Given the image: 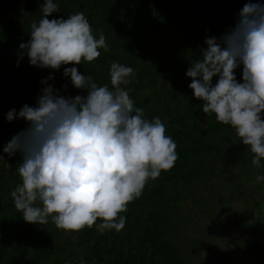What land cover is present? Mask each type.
I'll list each match as a JSON object with an SVG mask.
<instances>
[{
  "label": "trees",
  "instance_id": "obj_1",
  "mask_svg": "<svg viewBox=\"0 0 264 264\" xmlns=\"http://www.w3.org/2000/svg\"><path fill=\"white\" fill-rule=\"evenodd\" d=\"M221 169L264 176V0H0V264H191Z\"/></svg>",
  "mask_w": 264,
  "mask_h": 264
},
{
  "label": "rangeland",
  "instance_id": "obj_2",
  "mask_svg": "<svg viewBox=\"0 0 264 264\" xmlns=\"http://www.w3.org/2000/svg\"><path fill=\"white\" fill-rule=\"evenodd\" d=\"M218 176L201 185L196 200L189 197L179 205L173 222L185 224L173 239L186 252L199 242L191 264H255L251 251L264 240V176L237 172L232 177L223 169ZM230 177L236 183L223 181Z\"/></svg>",
  "mask_w": 264,
  "mask_h": 264
}]
</instances>
